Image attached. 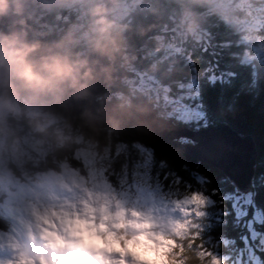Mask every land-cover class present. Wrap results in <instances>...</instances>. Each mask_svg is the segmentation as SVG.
<instances>
[{"label": "trees", "instance_id": "1", "mask_svg": "<svg viewBox=\"0 0 264 264\" xmlns=\"http://www.w3.org/2000/svg\"><path fill=\"white\" fill-rule=\"evenodd\" d=\"M227 2L228 4L226 0H20L21 15L14 14V5H9L7 10L12 16V25L21 28L18 21H25V38L29 42L42 45L48 41H56L70 57H81L99 53L92 46L99 27L96 23L99 17L93 15V10L101 6L105 20L112 25L111 35L118 36L117 49L108 54L116 74L115 79L108 84L106 98L121 105L151 100L158 115L176 125L202 129L224 121L237 132L249 134L253 138L258 154L253 178L254 191L250 193V209L258 212L260 220L255 222V229H248L241 223L240 217L235 216L236 210L232 209V202L225 199L227 203L224 205L219 196L223 191H230L226 197L232 192L245 194L234 191L233 184L223 171L191 157L182 147L183 142L190 140L183 137L169 140L138 126L126 129L98 128L45 101L26 98L31 103L42 104L61 114V124H69L85 141H94L97 147L102 148L109 142L112 144L109 151L113 152L114 145H124L122 151L111 157L112 160L104 172L112 183L116 182L115 177L123 173L124 168L131 170L141 158L135 150V145L140 144L152 153V170H159L155 176L161 182L156 183L157 178L149 180L151 188L156 187L166 197L176 199L182 197V194L203 189L215 200V204L210 206L211 214L216 215L215 218L209 217L208 223H203L201 232L195 237L189 235L183 240H177L182 252L177 248L169 253L183 264H203L206 257L202 252L207 240L217 241L221 251L228 253L234 245H241L240 234L249 236L250 233H264V55L256 52L257 44L264 40V21L262 23L260 20L264 6L259 0H245L241 6L235 5L231 0ZM251 14H255L252 24L255 31L247 38L245 33L249 29L245 22ZM186 15L191 16V21L185 18ZM169 28L172 33L164 32ZM162 32L163 42L158 44L156 36L162 35ZM171 42L176 43L178 48H167ZM261 50L264 53V46ZM213 52L215 56L212 55ZM210 61H216L217 74L216 79L211 81V76H206V73L211 72L208 67ZM128 67L137 72L128 70ZM253 69L256 71L255 75ZM137 73L153 76L159 82L161 89H157L158 96L148 94L138 87L135 78ZM189 78L192 83H185ZM197 80L200 81V95L196 101L200 118L193 119L188 116L183 120L184 115L177 114L175 110H180L177 107L179 105L175 109L171 108L176 100L174 98L180 95L181 89L193 87ZM19 104L22 127L24 130L34 129L31 132L33 137L38 142L45 141L47 147L43 159L38 162L31 159L33 162L27 160L21 167L15 165L16 171L27 175L30 180L26 182L21 179L20 195L27 197L31 204L35 202L36 194L32 189L38 182L43 186L46 182L44 177L55 173L53 170L60 174L59 162H68L76 171V176L79 173L80 176H86V172L82 161L76 157L81 143L64 138L62 132L56 130L55 123L38 131L35 127L43 121L40 115L29 112L22 101ZM61 128L64 126L61 125ZM58 138L62 142L57 143ZM12 140L10 137L7 142ZM35 169L38 170L37 173L28 175V170ZM3 172L10 175L14 173L7 168ZM193 174L196 175L195 181L191 178ZM1 175L4 173H0ZM0 180L6 183L2 177ZM74 182L77 183L76 180ZM85 185L87 190L91 189L89 182H85ZM118 188L117 193L120 195L122 187ZM212 189L219 190L215 197ZM118 195L113 196L117 199ZM17 201L18 195L14 203L17 204ZM224 208L229 211V215H222L218 219L217 215ZM8 230L7 221L0 216V235ZM223 238L233 242L224 244ZM0 242L3 248L9 247L8 240L1 236ZM177 252L180 255L177 256ZM7 254L8 252L0 251V256L5 257ZM197 255L198 260L184 259L185 256Z\"/></svg>", "mask_w": 264, "mask_h": 264}, {"label": "clouds", "instance_id": "2", "mask_svg": "<svg viewBox=\"0 0 264 264\" xmlns=\"http://www.w3.org/2000/svg\"><path fill=\"white\" fill-rule=\"evenodd\" d=\"M9 5L15 6L14 14L21 15L20 0H0V15L5 14ZM103 12L101 6L93 10V15L99 17V27L92 46L101 54H110L118 47V36L111 35L112 25ZM18 23L19 32L0 33V70L4 73L0 77V95L15 94L13 81L38 92L53 91L67 83L75 89L74 94L86 95L88 81L93 79L88 60L71 59L67 53L51 50L38 60L32 59L40 45L27 41L25 21L20 19ZM205 199L191 193L183 201L173 202L172 212L180 215L158 217L135 204L126 207L127 202L115 196L109 199L107 194H94L87 189L73 202L48 195L29 205L20 229L10 239L15 256L11 264H183L169 253L180 248L178 239L197 235L191 230L198 224L183 217L196 212L186 205L203 207ZM202 215L196 212L197 217ZM184 259L198 260L199 256ZM212 264H222V260L214 258Z\"/></svg>", "mask_w": 264, "mask_h": 264}, {"label": "rangeland", "instance_id": "3", "mask_svg": "<svg viewBox=\"0 0 264 264\" xmlns=\"http://www.w3.org/2000/svg\"><path fill=\"white\" fill-rule=\"evenodd\" d=\"M244 1L245 0H231V2L237 6L244 5ZM259 1L264 6V0ZM226 4H228L227 0ZM251 15L252 16L245 22V26L249 29V31H246L245 33V36L247 38L252 34V31H255V27L252 25L255 21V14ZM185 18L191 21L190 15H186ZM260 20L261 22L264 21V13L261 14ZM164 32L170 34L172 33V30L171 28H169L165 29ZM189 33L193 34L192 31H189ZM161 34L162 35L156 36L158 44H162L163 42L161 37H163L164 34L163 32ZM263 43L259 42L257 44L256 52H258V54L264 55L261 50V47L264 46ZM167 48H169L170 50H174L178 47L176 43L171 42L167 45ZM127 69L133 72H137L135 69L129 67ZM135 78L138 82V87L143 89L148 94L158 96L157 89L160 88V86L159 82L153 76H146L137 73L135 75ZM26 98L27 96L18 93L8 96L0 95V173H4V175H1L0 177L6 180V183L5 181L0 180V216L4 217L7 221V224L9 226L8 232H10L11 229L15 228V226L20 229V222L25 219L27 215V209L30 205L27 197L20 195L21 179L26 182H29L30 180H28L27 175L24 176L20 174L18 170L16 171L15 165L21 167V164H25L27 160L31 159L38 162L39 159H43V155L47 150L45 141L38 142L36 141L35 137H33L34 134H32L31 132H34V129L24 130V127H22L23 123L20 116V101L23 102L24 106L29 112L39 114L42 118V124L37 126L35 125V128L38 131H41L48 124L55 123L56 130L62 132L64 138H68L74 142L81 143V146L77 150L76 157L77 159L82 161L86 172V176H80L79 173V178L76 179V177H74L76 171L71 167V165L65 161L61 163L59 162L58 167L61 168L60 174L57 173L56 170H53V172L55 173H51L47 177H44L46 182L43 186H40V182H38V185L32 189V191L36 192V194H34V201H36L37 199H43L45 195H50L49 193L52 192L51 190H54L53 188H57L56 191L61 194V199H64V195H67L66 190L62 189L64 187V182L74 183V180H76L77 183L81 185L83 183L85 184V182H89L91 187V189H89L90 191L94 193L99 192L107 194L109 199H111L114 194L118 195V187H122L120 189L122 193L118 195L117 199L126 201V207L130 204H135L141 210L150 211L151 214L158 217H167L170 214L180 215L178 212H172V209L174 207L173 202L183 201L184 197L191 193L199 194L201 196V199L206 198L204 206L200 207L196 204H188L186 205V207H188L189 209L195 208L196 212H201L203 213V215L197 217L196 212H190L188 216L183 217L184 219H192L193 222L198 224V227L196 229L191 230L195 233L201 232L200 229L203 227V223L207 224V220L209 217L212 216V218H215L216 215H212L210 211V206L215 204V200L203 189L193 190L188 194L185 193V195L182 194V197L176 199L175 197H166V194H162L161 191L160 193L156 187L151 188L149 186V180L156 179L157 177L155 176V174L157 173L158 175L159 170L158 168L152 170L151 166L154 163L152 153L148 148L140 144L135 145V150L141 158L136 161L131 170H127L126 168H124L123 173L115 177L116 182L112 183L111 181H109L104 172L107 169L108 163L110 162V160H112L111 157L119 151H122L125 147L124 145L116 144V146H112L113 152L109 151L112 145L109 142L106 143L105 146H102V148L97 147L94 141H85L83 136L76 132L69 124H61V121L63 120L61 114L42 104L31 103L26 100ZM177 104L179 106H177ZM175 106L179 107L180 110L175 109ZM173 107L176 110L177 114L182 113L184 115L183 120H186L188 116L190 117V114L184 110V106L181 105L177 99L175 100L174 106H172L171 108L173 109ZM58 122L59 124H57ZM61 125H63L64 128H61ZM10 137H12L13 140L8 143L7 139ZM33 140L36 142H34ZM60 142H62V139L58 138L57 143ZM6 168L10 171L12 170V172L18 175L14 173L10 175L6 172H3ZM28 171L29 175L37 173L38 170L35 169V171ZM61 174H63L64 181L57 177V175L59 176ZM19 175H21L22 177L20 178ZM39 176L43 177L42 175ZM158 181H160L159 178H157L156 183ZM7 184L9 185L8 187ZM4 187L7 188L8 191ZM229 192L230 191L221 192L223 193L222 196L224 197V199L228 201L230 200L232 204L237 200H242L244 205L246 206V215L242 212H239L237 209L235 216L240 217L241 223L247 226L248 229H255L254 224L255 222H258L260 220V216L255 209H250V193L239 195L238 193L236 194V192H232L230 193L231 195L226 197ZM82 194L83 189H80L78 196ZM17 195L18 201L16 204L14 203V200L17 198ZM222 201L223 200L221 199L220 202ZM181 207H185V205L182 204ZM217 212L218 211H216V214ZM222 215L223 211L221 210V212H219V215H217L218 219ZM258 233L264 234L262 232ZM239 237H241L242 240L241 245H234L228 253L221 251L220 245L217 241L212 242L210 240H207L208 243L206 244L208 245L205 244V246L203 247L205 250L202 252V254L206 257L203 264H212L214 258L222 260V264H235V261L237 260V252L244 253V256L246 258L245 264H247L248 261H251L252 264H264V252L262 254L260 252L254 253L253 248L255 247V245L252 248L246 247V245L250 242L249 240L245 239V237L247 236L244 234H240ZM222 242L224 244H229L233 241L223 238ZM0 248H3L1 244ZM8 259L9 260L4 264H11V262L14 261L15 256L13 250H10ZM128 260H130V258H128Z\"/></svg>", "mask_w": 264, "mask_h": 264}, {"label": "water", "instance_id": "4", "mask_svg": "<svg viewBox=\"0 0 264 264\" xmlns=\"http://www.w3.org/2000/svg\"><path fill=\"white\" fill-rule=\"evenodd\" d=\"M9 11L0 15V33L9 34L20 31V27L12 25ZM28 41V40H27ZM56 41H48L40 45L32 59L38 60L49 50L65 54ZM71 59H87L93 69V79L88 81L86 95H76L75 89L67 83L53 91H32L21 86L17 81L15 93L45 101L54 107L65 110L84 119L92 126L103 128L126 129L131 126L144 128L151 133L172 140L181 137L191 139L183 142L182 147L191 157L215 166L223 171L225 177L239 190L251 188L256 170L258 150L249 134H241L232 129L228 123L220 121L202 129H190L174 124L171 120L160 117L153 101L133 102L121 105L105 97L108 83L115 79V69L108 54L96 53ZM0 70V77H3ZM101 95L100 98H97Z\"/></svg>", "mask_w": 264, "mask_h": 264}, {"label": "snow or ice", "instance_id": "5", "mask_svg": "<svg viewBox=\"0 0 264 264\" xmlns=\"http://www.w3.org/2000/svg\"><path fill=\"white\" fill-rule=\"evenodd\" d=\"M205 51L207 52L208 49L206 48ZM213 56H215V53H212ZM208 67L211 69V72L206 73V76H211V80L216 79V72H215V67H216V61H210L208 63ZM256 74V71L253 69V75ZM199 80H197L194 84L193 87L188 88L187 90L181 89L180 90V95L174 99H177L181 105L184 106V110L187 111L190 114V117L193 119H199V105H197L196 101L200 95L199 93ZM187 84H191V78L185 81ZM192 180L195 181L196 175L193 174L191 176ZM219 193L218 189H212V194L215 197L216 194ZM220 198L223 200V204L226 205V201L224 197L219 193ZM232 209L235 211L238 209L239 212H242L246 215V206L244 205L242 200H237L233 203ZM223 215L226 217L229 215V211L223 210ZM246 240H249L250 242L246 245V247L252 248L254 245L255 247L253 248L254 253L255 252H264V234L256 233L254 236L250 233L249 236L245 237ZM237 260L235 261V264H245L246 258L244 256L243 252H237ZM247 264H252L251 261H248Z\"/></svg>", "mask_w": 264, "mask_h": 264}]
</instances>
